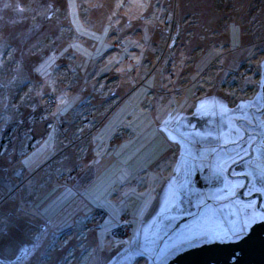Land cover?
<instances>
[{
  "label": "rangeland",
  "instance_id": "obj_1",
  "mask_svg": "<svg viewBox=\"0 0 264 264\" xmlns=\"http://www.w3.org/2000/svg\"><path fill=\"white\" fill-rule=\"evenodd\" d=\"M49 128L41 172L11 169ZM256 140L230 176L264 204V0H0V264L236 242Z\"/></svg>",
  "mask_w": 264,
  "mask_h": 264
},
{
  "label": "water",
  "instance_id": "obj_2",
  "mask_svg": "<svg viewBox=\"0 0 264 264\" xmlns=\"http://www.w3.org/2000/svg\"><path fill=\"white\" fill-rule=\"evenodd\" d=\"M255 136L258 140V136ZM257 140L250 145L248 149L249 153L243 160L233 163L228 168L227 176L245 181L244 187L239 190L235 198L243 201L255 199L257 209L264 213V206L261 205L262 198L260 194L255 193L249 197L243 196L247 184V177L230 176V172L235 165L252 158L253 146ZM166 264H264V222L253 224L249 232L236 242H215L197 245L176 254Z\"/></svg>",
  "mask_w": 264,
  "mask_h": 264
},
{
  "label": "crops",
  "instance_id": "obj_3",
  "mask_svg": "<svg viewBox=\"0 0 264 264\" xmlns=\"http://www.w3.org/2000/svg\"><path fill=\"white\" fill-rule=\"evenodd\" d=\"M70 98L71 97L69 96V101H73ZM60 128L62 127L60 126ZM56 131V129L52 130L51 128H49L48 130L45 129L42 138H39L36 143L33 144L31 150L28 151L26 154L21 155L11 163L14 166V168L11 169L15 171L18 170V172L22 171L28 175L39 174L42 170V167L46 164V162L53 158V155L56 152L54 151L53 145L51 143L52 141L54 142V140H51V142L49 141V138L54 135ZM113 157L114 156L112 155L110 160H113ZM57 170H60V167ZM92 182H94L93 179ZM0 190H2V187H0ZM59 215L60 214L58 213V215L55 216L54 220L56 219V221L52 220L54 223H57L62 219V216L60 215V217Z\"/></svg>",
  "mask_w": 264,
  "mask_h": 264
},
{
  "label": "snow or ice",
  "instance_id": "obj_4",
  "mask_svg": "<svg viewBox=\"0 0 264 264\" xmlns=\"http://www.w3.org/2000/svg\"><path fill=\"white\" fill-rule=\"evenodd\" d=\"M192 175H193V181H192L193 184H196L197 180L206 179V178L199 177L198 172H194ZM258 222H264V217H259V216L253 215L252 217L246 219L243 223L233 226L229 230L228 234L230 235V237L232 238L233 241H235L237 239H242L244 237L246 229L250 228L253 224L258 223ZM143 256H144V254L141 253L140 257L143 258ZM136 258L137 257H136L135 253H133L127 257V259L129 261H132Z\"/></svg>",
  "mask_w": 264,
  "mask_h": 264
},
{
  "label": "flooded vegetation",
  "instance_id": "obj_5",
  "mask_svg": "<svg viewBox=\"0 0 264 264\" xmlns=\"http://www.w3.org/2000/svg\"><path fill=\"white\" fill-rule=\"evenodd\" d=\"M253 108H254V107L252 106V110H250V114H251V116H252V115L254 116V113H257V112H258V110L256 111V109H254V112H253ZM250 126L253 127V128H255V127L257 126V121H255V119H254V120H253V123H252ZM255 134H258V132L254 131V130H251V131L247 134V137H254ZM258 135H259V134H258ZM247 161H248V160H247ZM245 162H246V161H245ZM242 163H244V162H242ZM242 163H240V165H241ZM245 175H246V174L242 173V174H240L238 177L245 176ZM242 187H244V183H243V185L240 187L239 190H241ZM251 188H252V186H251V182H250V179L248 178V179H247L246 187H245L244 192H243V196H244V197H249V196H251V195L257 193V192H255V191H252ZM261 198H262L261 205L264 206L262 195H261ZM248 202H251V203L254 202V203L256 204V200H255V199H253V200H249Z\"/></svg>",
  "mask_w": 264,
  "mask_h": 264
},
{
  "label": "trees",
  "instance_id": "obj_6",
  "mask_svg": "<svg viewBox=\"0 0 264 264\" xmlns=\"http://www.w3.org/2000/svg\"><path fill=\"white\" fill-rule=\"evenodd\" d=\"M226 33H227V30H226ZM227 43H228V36H227ZM131 47H134V44L132 43L131 45H130ZM167 68H168V70H167ZM164 69L166 70V72H167V75H172V65H171V62L169 61L166 65H165V67H164ZM171 71V72H170ZM103 127V126H102ZM66 204L64 203L63 205H61V206H65ZM186 250V249H185ZM180 253V252H179Z\"/></svg>",
  "mask_w": 264,
  "mask_h": 264
},
{
  "label": "built area",
  "instance_id": "obj_7",
  "mask_svg": "<svg viewBox=\"0 0 264 264\" xmlns=\"http://www.w3.org/2000/svg\"><path fill=\"white\" fill-rule=\"evenodd\" d=\"M244 73H248L246 69H242ZM251 70V69H250ZM47 101H51V104L54 103V99L53 98H48Z\"/></svg>",
  "mask_w": 264,
  "mask_h": 264
}]
</instances>
